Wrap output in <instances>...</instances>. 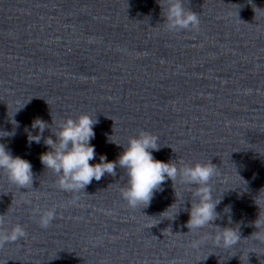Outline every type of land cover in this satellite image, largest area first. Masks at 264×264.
<instances>
[{
	"label": "water",
	"instance_id": "water-1",
	"mask_svg": "<svg viewBox=\"0 0 264 264\" xmlns=\"http://www.w3.org/2000/svg\"><path fill=\"white\" fill-rule=\"evenodd\" d=\"M184 6L199 15L198 31H169L158 0H0V132L15 133L0 143L34 174L28 190L0 171V215L9 229L19 223L27 232L0 249V264H264V244L251 239L232 249L211 241L190 247L213 229L186 234L194 186L179 177L148 207L132 209L118 167L72 205L74 194L60 190L39 159L50 130L29 143L36 118L55 131L89 114L97 121L89 142L95 165L101 155L116 161L130 137L150 132L160 146L156 160L218 167L213 224L239 225L241 239L250 237L264 190V0ZM259 202L264 209V192ZM36 207L56 208L47 229ZM169 226L173 235L163 234Z\"/></svg>",
	"mask_w": 264,
	"mask_h": 264
},
{
	"label": "clouds",
	"instance_id": "clouds-1",
	"mask_svg": "<svg viewBox=\"0 0 264 264\" xmlns=\"http://www.w3.org/2000/svg\"><path fill=\"white\" fill-rule=\"evenodd\" d=\"M158 2L164 17L163 24L169 31H198L199 15L185 8L184 0H158ZM253 10L256 13L259 9L254 8ZM11 122L15 127H19L15 120ZM96 123V119H93L89 114H80L76 119L62 120L56 125L55 131L40 118H36L32 122L31 127L34 130L38 129V134L31 135L29 133V143L39 144L45 129H49L51 136L55 137V140L51 136L44 138V144L49 151L41 154L39 159L47 170H51L56 175L57 187L62 191L74 194L73 199L68 202L69 204H76L79 197L75 194L83 191L93 180L100 181L105 174L115 176L118 167L125 171L127 177L125 186L121 188V196L132 209L141 206H143L142 208L148 207L154 194L163 191L161 186L167 180H171L174 184L179 177L181 183L194 186L191 207L188 212L189 219L185 225L189 229L186 234L208 227L213 229L210 233H204L199 239L192 240L190 243L192 249L198 250L208 241H211L214 247L224 249L236 248L241 241L248 239L264 244V209L261 208L259 202L260 195L264 190H261L255 200L259 213L251 226L257 230L250 237L241 239L239 225L221 228L213 224L214 221L220 219V215L216 212L220 199H214L212 194L211 181L219 175V172L218 167L211 160L207 163L197 162L194 165L182 163L179 166L176 161L164 163L156 160L152 152L160 150L158 137L150 132L140 130L136 137L129 138L127 147H124V151L116 161L106 162L107 157L101 155L100 162L92 165L89 162L95 158L96 151L89 142L95 137L93 127ZM14 135V132H0V138ZM0 171H3L8 181L18 189H32L34 174L31 163L18 156L13 157L3 143H0ZM175 204L161 215L167 214ZM227 211L226 208L225 212ZM56 214L55 207L46 210H41L39 207L33 209V216L39 217L38 223L42 229H47L51 225L52 221L56 219ZM5 225L6 215H0V249H3L7 244L27 238L25 228L19 223L10 229ZM164 233L173 235L171 226L166 228ZM17 246L20 247L19 244Z\"/></svg>",
	"mask_w": 264,
	"mask_h": 264
}]
</instances>
